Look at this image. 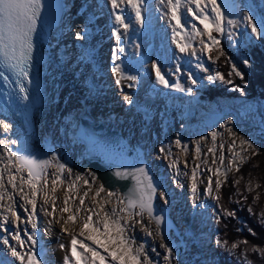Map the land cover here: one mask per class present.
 <instances>
[{
	"label": "snow or ice",
	"instance_id": "obj_1",
	"mask_svg": "<svg viewBox=\"0 0 264 264\" xmlns=\"http://www.w3.org/2000/svg\"><path fill=\"white\" fill-rule=\"evenodd\" d=\"M144 0H108V3L111 5V9L114 13L115 23L119 27L115 28L112 32V35L117 41V51H123L119 47L121 41V31L120 28H123L126 32L129 24L126 23L124 16L122 15L123 8L122 5L130 6L135 12V19L138 24L143 25V16L141 11V6ZM163 2V0H161ZM195 4L196 10L194 11L189 5ZM211 6L210 13L205 12V9ZM53 5L49 0H0V78H2L6 83H10V75L15 78V81L18 85L19 92L23 94V99L28 100V88L25 86L24 81H27L29 85L33 83L30 79V72L34 63V51H35V42L34 37L38 33V26L41 23L43 18L44 22L47 23L51 9ZM168 12L166 15L169 16V22L175 21V25L172 28L173 31V42L176 44L177 48L181 53H184L189 50L191 47L187 43H182L177 41L176 36L179 34L177 29H183L184 25L182 24V15L181 8L185 7L188 13H191L193 18L199 19L201 24H205L203 30L196 27L195 24L192 25L193 35L201 37L200 43L202 45L201 51L211 52L215 48L220 56H224L225 53L223 49L219 48V40L212 35L213 32L222 33L224 31V23L226 20L225 11L217 3V0H167ZM45 9L48 10V15H45ZM119 10V11H117ZM244 20L251 27L252 34L255 35L257 39L264 38V19L260 22H255L253 16L245 13ZM205 22H208L207 24ZM226 23L228 25H235L236 21L233 19H227ZM208 24L212 25V28L209 29ZM77 38H82L81 33H76ZM204 36H207L208 43L203 39ZM192 55H196V51L193 48L191 51ZM114 60H119V56L114 54ZM211 59V56H209ZM243 63L249 65V60L244 59ZM155 67V65H154ZM198 67H203L198 65ZM205 72L208 71L207 68L203 69ZM112 72L114 74L120 72L119 65L113 67ZM237 76L241 80L244 79L242 71L237 67L236 64H231V71L228 73V76ZM157 81L160 84H163L165 87H169L168 81L160 74L159 68L156 69ZM127 79L135 80V76H128ZM191 83L195 85L197 81L189 77ZM206 79L209 82H214L216 80L223 81L225 83L231 84V80H226L225 76L219 72L215 74H209ZM117 83H120V80H117ZM181 91H184V88L179 84L171 85ZM187 92L191 93L192 88L189 87ZM124 100L131 102V97L128 95L124 96ZM4 129L7 130L10 125L4 124ZM221 128L224 125L220 126ZM233 137H236V133L231 129H228ZM212 138L213 147L208 148L209 153L214 154L213 163L219 161V165L223 166V171L221 167H217L213 174L217 177L215 180V190L219 193L222 186L227 182L228 173L235 170L239 173L241 167L249 161L251 158L247 155H242L241 153L244 149H241V152L232 151L235 148L236 140L233 139L229 144V151L232 152L231 157L228 159V164L225 165V155L221 152L218 157L215 156L217 151L216 149V138L219 135L217 131L210 133ZM202 140H207L208 137H201ZM3 143V142H0ZM13 145L17 144V141H11ZM180 140L177 139L176 144L180 145ZM239 143L241 146L246 145L248 149H252V154H258V150L255 149L253 142L247 138L240 137ZM219 148L223 149L224 144L221 143ZM183 151H187V145L182 147ZM166 151L164 148H161V152ZM196 155L199 158L201 153V147L199 141L196 146ZM177 164L176 160H173L172 166L175 167ZM55 167L56 172L51 174V204L53 205L52 211L48 215H53L56 212L55 202L57 197L55 193L57 187L63 185L64 173L67 171L71 175L72 170L66 168V165L59 163L55 155L50 159H40L34 155L30 154H21L18 151H14L8 147H4L3 152L0 153V202L4 201L7 196L8 203L7 205L0 203V208L4 209L6 213L4 215V222L0 224V228H4V225L9 222L16 224L18 227V222L21 217L16 212L13 201V195L8 192V188L5 184V174H7V185H11L12 189L15 191L18 188L19 193H21V198L25 204L31 205L32 213L28 217V222L31 223L33 232L31 235H28L27 239L31 241V244L34 246L38 242L35 239V229L37 228L36 222L33 220L36 210V198L38 194L43 193L44 203L48 204L50 202L49 187L48 181L50 174L48 169ZM255 167V165H254ZM199 165H196L192 170L191 176V193L193 198L197 195V169ZM209 171H213L209 169ZM26 173V175H24ZM92 175L91 173H89ZM114 175L117 178L130 179L132 184L129 187L126 194L118 195L113 191H109L104 184H99L95 188V194L93 197L94 206L86 209L88 213L85 216H79L78 214L84 210L83 205L85 204V198L88 197L89 192L85 191L82 196H78L79 205L81 207L73 210L69 206V201L72 199L71 196H64V207L60 208L59 211L63 213H68L65 218L61 215L58 223L62 221L61 232L66 233L70 237V255L66 254L63 256L62 264H154V260L147 254L145 251V245L140 243L136 244L135 238L130 235L129 229L134 228L136 224H140L143 227V231L147 233L148 236H154L160 238V248L165 249L166 255L163 259L166 264H172L173 250L167 244L164 243V239L161 233V225L164 221L162 215H157L154 213V199L157 196L159 185H157L153 177L149 174L147 166H139L134 168H124L114 172ZM223 176L222 180L220 177ZM84 178L80 175L75 176V180L71 181L68 184L67 192H73L77 185L76 181L83 180ZM240 179L234 180L235 185H239L241 182ZM19 180V186L17 184ZM84 183L87 184L88 181L84 180ZM95 183V179H93ZM213 180L212 177H208V187L205 191L211 195L213 192ZM25 186L28 191L25 192ZM247 191L253 192L255 189L262 187L261 184L256 183L253 187V181L250 179L247 183ZM101 193H106L108 198H116V206L111 207L110 209L106 207L108 201H98L97 197ZM159 197L166 201V194L163 191H159ZM214 199L219 203L220 196L216 195ZM247 199V197H245ZM260 199V194H257L253 197V203H256ZM239 203V201H237ZM99 208V211L96 208ZM221 211L226 217L235 218V211H230L226 208H222ZM249 213H253V208L251 205L248 207ZM102 213V215H101ZM147 213V216L150 220L155 221L156 228L153 231L148 224H145L143 221L144 214ZM255 214V213H253ZM93 216L97 217L96 221H93ZM136 217L141 219L137 220ZM80 221V229L77 234L75 231V226L77 221ZM259 223L264 226V210L258 216ZM217 222H220V217L217 216ZM52 221H49L51 224ZM4 231H8L7 228H4ZM46 231L50 234L51 229L48 228ZM237 231H242V229H237ZM249 233L253 236L256 235L255 231L251 228L248 229ZM83 237L84 239H79ZM12 239L17 242L20 248L24 247L25 241L21 239L19 231H16L12 235ZM85 240L91 241V244L85 243ZM3 244L8 246L11 257L15 258L16 261H19V264H48L47 260L44 258L40 252H37L34 248H28L26 251H19L17 247L12 246L9 243V239L5 237L3 239ZM216 244L224 249L229 255L236 256V249L240 245H244V249L239 253L237 259L241 260L243 264H253V261L248 258V253H254L258 255L261 260H264V246H258L251 244L249 240L244 239L231 243L229 246L228 241L220 240L217 238ZM66 247L65 244L60 243V250H64ZM102 250V251H101ZM155 252V248L152 249ZM78 257V259H77ZM0 264H6V261L0 260Z\"/></svg>",
	"mask_w": 264,
	"mask_h": 264
},
{
	"label": "bare ground",
	"instance_id": "obj_2",
	"mask_svg": "<svg viewBox=\"0 0 264 264\" xmlns=\"http://www.w3.org/2000/svg\"><path fill=\"white\" fill-rule=\"evenodd\" d=\"M55 5L56 12L51 15L46 41L44 42V57L40 67L41 87L39 95L41 99L34 111V134L25 133L17 122L0 114V142H3L0 143V153L3 152L4 147H8L18 152L25 151L28 154L30 151L27 150L34 149L39 142L48 141L49 145L55 150L59 163L65 164L66 168L72 170L71 175L67 171L64 173L65 182L57 187L55 193V197H57L55 202L56 212L51 216L48 215L53 207L50 191L51 174L56 172V169L51 167L47 170L50 174L47 189L50 202L45 204L43 193L38 194L35 216L33 217V220L40 225L39 227H42L40 231H43V234L41 233L39 237L51 244H54L60 238L67 237L66 233L61 232L62 221L57 222L61 215L65 218L68 215V213L62 214L59 211L60 208L64 207V196L66 194L72 197L69 206L75 210L81 207L78 196H82L85 191L89 192L83 205L84 210L78 214L81 217L87 215L86 209L94 206L92 202L95 188L100 182L97 181L92 170L87 168L84 160L85 156L82 158L85 148L75 135L78 120L80 117H84L94 123L104 122L112 128L119 129L133 146L141 145L144 148L145 155L152 164L155 175L157 177L159 175L164 183L160 191L166 194V203L168 204H165L164 199L159 198L164 205L174 206L177 217L184 229L185 249L183 253L179 254L177 248H172L174 257L172 264H216L215 241H213V234L210 231L213 226L211 227V223L206 224L202 215H197L190 196L192 183L190 172L194 167V155L192 154L194 151L183 154L181 150H178L177 140H175V147L168 149V154L176 151L177 155H182L181 161H185L187 157L185 159L184 155L188 154L190 160L192 159L188 167L189 174H185L182 178L178 177L177 180L172 179V169L174 170L175 167L172 166V159L164 156H162V162L160 163L162 169L158 172L160 166L152 160L155 152H148L147 145L150 140L158 135L155 146L158 152L161 151L159 147L163 139V127L160 122V114L158 117L156 116L157 118H150L152 124L147 125V117L142 113L135 114L133 109H135L136 103L140 102L150 111L157 104L160 106L161 97L156 92H148L146 87H143L138 97L136 95L131 96V99L136 98H134L135 101L130 107V103L124 100L125 95L122 94V91L126 93L130 91L129 88H126L127 85L122 83L120 88H117L119 73L114 74L112 72L118 61L113 58L114 54L116 55L117 41L112 32L118 25L115 23L114 13L108 0H56ZM125 9L131 17H134L135 12L132 11L133 9L130 6ZM144 24V30L150 31L151 26ZM78 32L81 33L82 38H77L76 33ZM122 56L125 61L126 53H123ZM135 60L138 62L137 56ZM115 62L116 64H114ZM98 64L102 66L104 72L103 69L98 70ZM4 124L10 125V127L5 130ZM143 125L145 127H142ZM173 136L176 137V133ZM13 140L17 141V144L13 145L11 143ZM64 152L68 154L70 161L62 159ZM44 156L45 159H50L53 156L51 149L47 150ZM181 164L184 165L182 162ZM88 172L92 175L89 176ZM76 175H80L84 179L76 181V189L69 193L67 192L68 184L75 180ZM168 176L170 182H168ZM93 179H95V183H93ZM84 180H87L88 183L85 184ZM5 184L8 192L13 195L12 202H14L16 212L20 213V224L25 230L27 228L26 219L32 213L31 205L25 204L18 188L14 191L11 185H7V174H5ZM17 184L19 186V180H17ZM27 191L28 189L25 186V192ZM181 192L184 194H181ZM96 200L108 201L106 207L109 209L116 206V198H108L106 193H101ZM0 203L7 205L10 201L6 196L4 201ZM96 210L99 211V208L97 207ZM2 211L4 209L0 208V215ZM24 215L26 216L24 217ZM136 219L141 218L136 217ZM49 221H52V223L49 224ZM143 221L153 231L155 230L154 224L147 222L144 216ZM80 223L78 220L77 224L73 226L76 233H79ZM48 228L51 229L50 234L46 231ZM129 233L135 238L136 244L139 243L138 238L142 234H147L140 224L130 228ZM154 238L157 242H160L159 237ZM62 254L63 251L59 250L55 258L60 259ZM163 264H166V262Z\"/></svg>",
	"mask_w": 264,
	"mask_h": 264
},
{
	"label": "rangeland",
	"instance_id": "obj_3",
	"mask_svg": "<svg viewBox=\"0 0 264 264\" xmlns=\"http://www.w3.org/2000/svg\"><path fill=\"white\" fill-rule=\"evenodd\" d=\"M217 3L225 11L226 20L233 19L236 23L235 25H228L225 20L223 26L224 31L222 33L213 32L212 35L215 36L219 42L224 41L230 48L233 49L236 56L242 57L244 61L245 56L242 48L246 43L257 40L255 35L251 32L250 25L246 20H244V14L247 13L253 16L255 22H260L264 19V0H217ZM127 6L128 5L121 6L123 8L122 15L124 16L126 23L129 24L126 32L123 28H120L121 41L119 43V47L123 49V51H117V48L115 50L116 55L119 56V60L117 61V64L116 62L114 64L119 65L120 67V72L118 74L120 83L117 88H120L122 83L127 85L126 88H129L130 91L127 93L122 91V94L128 96L130 95V97L135 95L138 97L143 87H146L148 92H156L157 95L161 97V107L157 104L155 107L150 109V111H148L142 103L137 102L133 112L135 114L142 113L145 115V117H147V125L152 124L150 118H157L160 114V122L163 127V139L159 150L163 148V144H166L168 149L174 148L175 140L179 139L181 143L177 147L178 150H181L183 154L188 152L192 153V151H194L192 153L194 155V167L199 165V168L197 169V180L200 178L202 179L197 182L196 197L193 198L192 193L190 196L197 215H202L204 222H206V224L211 223V227L213 226L210 228V231L213 234V241H215V263L221 264L217 249L219 246L216 244V240L219 238L216 229L217 216H220V212L218 210V202L214 199V197L219 195V193L215 190V180L217 177L213 174V172L217 167H221V171H223V166L219 165L218 159L214 164L212 162L214 154L208 152V148L213 147L210 133L213 131H217L219 133L216 138L217 151L215 156L218 157L222 152L226 157L225 165L228 164V159L232 155V152L229 151V144L233 139L236 140V145L232 151L241 152V149L243 148L244 151L241 153L242 155H247L251 158L258 155L264 150V97H225L215 100L203 97L201 91L206 89L207 85L213 83L206 79V77L211 74L209 73V70L211 69V60L209 59L208 51H201V37L193 35L192 25L195 24L196 27L203 30L205 24H201L199 19L193 18L191 13H188L185 7L181 8V22L184 27L183 29H177L179 34L176 36V39L177 41L184 43V38H188L193 42L190 44L191 47L188 51L181 53L176 44L173 42L172 28L176 22L171 21L170 23L169 16L166 15L168 12L167 0H163V2H161V0H144L141 6L143 16L142 26L136 22L135 15L134 17L130 16V13H128L125 9ZM189 6L194 11L196 10L195 4H191ZM210 10L211 6L209 5V8L205 9V12L210 13ZM132 11L134 12V10ZM144 23L151 26L150 31L144 30ZM205 23L207 24L208 22ZM208 27L211 29L212 25L208 24ZM203 39L206 43H208L207 36H204ZM193 48L196 51V55L191 54ZM123 53H126L125 61L122 59ZM147 54L150 56L149 60L148 56H146ZM136 56L138 57V62L135 60ZM140 58L143 59L140 60ZM198 65H202L203 67H198ZM238 66L243 70L247 65L243 62H238ZM157 68H159L160 74L168 81V84L170 85L169 87H165L157 81ZM204 68H207L208 71L205 72L203 70ZM101 69H103L102 66L98 64V70ZM102 71L104 72V69ZM128 76H135L136 79L129 80L127 79ZM190 76L197 81L195 85L191 83V80L189 79ZM94 79L96 80V78ZM128 82L129 84H127ZM177 83L184 88V91L171 87V85ZM189 87L192 88L191 93L187 92ZM131 89L134 90L131 91ZM134 98L131 99L129 105L130 107L135 101ZM218 114H221L222 116L217 122H214L211 119V116ZM221 125H224V127L221 128ZM134 127L137 128V126ZM142 127L145 126L143 125ZM228 129L235 132L237 134L236 137H233ZM174 133H176V137L173 136ZM205 136H207L208 139L202 140L201 137ZM240 137L251 140L255 149L258 150V154L253 155L252 149H248L246 145L241 146L239 143ZM155 141H158V135H156L153 140L148 142L147 151H150L151 153L155 152L156 155L154 154L152 160L155 161L156 165L159 164L160 166L162 156H164L172 159V162L173 160L177 161L175 169H172V179L177 180L179 179L178 177L182 178L185 174H189L188 167L192 162V159L190 160L188 154L184 155L185 159L186 157L187 159L185 161H181L182 155H177L176 151H172L170 154H166L165 151L158 152L155 146ZM198 141L201 147L199 158H197L195 151ZM221 143L224 144L223 149L219 148ZM184 145H187V151L182 150ZM84 156L85 152H83L82 158ZM175 156L176 158H174ZM180 161L184 163V165H180ZM161 169L162 168L160 166L158 172L161 171ZM209 169H212L213 171H209ZM234 172L235 170L228 173V176L232 175ZM160 174L162 175L161 172ZM190 174L192 175V172H190ZM93 175L95 176L94 172ZM89 176L91 175L89 174ZM209 176H211L213 180V192L211 195L205 191L208 187ZM220 178L222 180L224 179L223 176ZM167 179L168 182H170L169 176ZM181 194L184 193L181 192ZM165 204L168 203L165 202ZM1 213L2 216L0 215V224H3L4 215L6 213L4 211ZM25 216L26 215H24V217ZM96 219L97 217L93 216L94 222ZM26 220L27 228H25V230L21 226L20 221L18 222V227L16 224L11 222L4 225V228H7L8 231H4V228H0V260L6 261V264H19V261H16L15 258L11 257L8 246L3 244V239L7 237L9 239V243L12 246L17 247L19 251H26L28 248H34L37 252L44 255L48 264H62L63 256L66 254L70 255V237L67 235L66 238H60L54 244H51L42 237H39L43 231H40L42 230V227H39L40 225L36 223L38 227L35 229V239L38 243L33 246L31 241L27 239L28 235L32 234L33 229L31 223L28 222V218ZM16 231H19L21 239L25 241L23 248H20L17 242L12 239V235ZM78 238L84 239L79 236ZM138 241L139 243L137 245L140 243L145 245V251L154 260V264H163L165 262L163 257L167 253L165 249L159 247L160 242H157L154 236L150 237L144 233L138 238ZM60 243L65 244L66 247L63 250L61 258L57 260L55 257L57 252L60 250ZM85 243L91 244V241L85 240ZM50 244L52 247L49 246ZM153 248H155V252L152 251Z\"/></svg>",
	"mask_w": 264,
	"mask_h": 264
},
{
	"label": "trees",
	"instance_id": "obj_4",
	"mask_svg": "<svg viewBox=\"0 0 264 264\" xmlns=\"http://www.w3.org/2000/svg\"><path fill=\"white\" fill-rule=\"evenodd\" d=\"M219 48L223 49L225 55L220 56L215 48L209 52L208 56H211V69L209 73L215 74L219 72L225 76L226 80H231L232 83L229 84L216 80L201 91L203 97L210 100L225 97H264V38L248 42L242 48L245 58L249 60V65L243 70L238 66V62H243L242 57L236 56L233 49L224 41H220ZM233 63L242 71L244 75L243 80L235 75L228 76V73L231 71V64ZM241 177L243 179H241L240 184L235 185L234 180ZM250 179L253 181V187L256 183L261 184L262 187L255 189L251 193L248 192L246 186ZM257 192L260 194V199L256 203H253V197ZM219 196L218 210L220 212V222H217L216 226L219 239L228 241L229 246L233 242L244 239L249 240L251 244L264 246V226L258 220L259 214L264 210V150L245 163L239 173L234 172L227 177V182L220 189ZM249 205L252 206L253 213L255 214L249 213ZM222 208L235 211V218L224 216L221 211ZM249 228L255 231V236L249 233ZM237 229H242V231H237ZM244 247V245H240L235 250L236 256L229 255L220 247L217 248L220 263L243 264L237 257ZM248 258L253 261V264H264V260H261L254 253H248Z\"/></svg>",
	"mask_w": 264,
	"mask_h": 264
},
{
	"label": "water",
	"instance_id": "obj_5",
	"mask_svg": "<svg viewBox=\"0 0 264 264\" xmlns=\"http://www.w3.org/2000/svg\"><path fill=\"white\" fill-rule=\"evenodd\" d=\"M185 43L192 44V40L185 39ZM221 114L212 115L211 119L217 122L221 118ZM17 121V119L13 118ZM33 135V134H32ZM76 137L82 142L85 148V162L88 169L95 173V178L100 184H104L109 191L117 192L119 195L126 194L131 187L130 179L117 178L114 172L117 168H134L139 166H147L149 174L153 177L155 183L159 185L158 193L163 186V181L160 176H156L152 164L147 159L144 148L141 145L133 146L116 128H112L104 122L94 123L88 118L80 117L75 129ZM162 147L169 153L166 144ZM36 150L33 153L37 158L45 159L47 150L51 149V154L57 156L55 150L48 141L39 142L36 145ZM27 150V151H31ZM21 154L27 152L20 151ZM62 159L70 161L66 152L62 155ZM157 193L154 199V213L162 215L164 221L161 225V233L166 244L171 248H177L178 253H183L186 240L184 238V229L181 226L174 206L164 205ZM147 222L153 223L156 228L155 221L150 220L147 213L144 214Z\"/></svg>",
	"mask_w": 264,
	"mask_h": 264
}]
</instances>
